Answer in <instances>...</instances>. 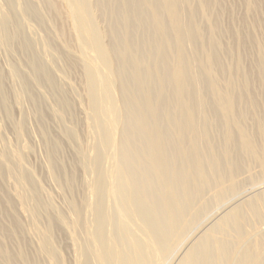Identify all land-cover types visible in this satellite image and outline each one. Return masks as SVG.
<instances>
[{"label": "bare ground", "instance_id": "1", "mask_svg": "<svg viewBox=\"0 0 264 264\" xmlns=\"http://www.w3.org/2000/svg\"><path fill=\"white\" fill-rule=\"evenodd\" d=\"M263 5L0 0V264H264Z\"/></svg>", "mask_w": 264, "mask_h": 264}, {"label": "rangeland", "instance_id": "2", "mask_svg": "<svg viewBox=\"0 0 264 264\" xmlns=\"http://www.w3.org/2000/svg\"><path fill=\"white\" fill-rule=\"evenodd\" d=\"M246 9H247V6L244 5V4L241 2L240 5H239V11L241 12L240 15H242V18L245 16L244 12H245ZM263 12H264V5H263ZM261 15H262V14H261ZM247 17H248V19L250 20V18H251L250 14H248ZM256 33H258V32H256ZM263 33H264V32H261V34L259 33L257 39H258L259 41L263 42V44H264V35H262ZM236 38H237V37H236ZM256 57H257V56H256ZM37 160H38V157H37V156H36L35 158H32V162H34V163H36ZM68 253H70V251H69ZM67 256L70 258V255H67Z\"/></svg>", "mask_w": 264, "mask_h": 264}]
</instances>
